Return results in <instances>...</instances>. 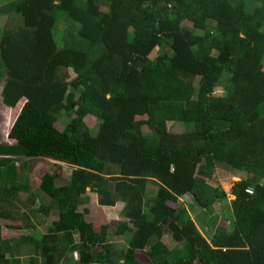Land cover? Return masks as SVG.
<instances>
[{
	"label": "trees",
	"instance_id": "16d2710c",
	"mask_svg": "<svg viewBox=\"0 0 264 264\" xmlns=\"http://www.w3.org/2000/svg\"><path fill=\"white\" fill-rule=\"evenodd\" d=\"M263 62L264 0L1 5L0 103L23 101L7 135L12 152L72 171L64 182L43 175L33 195L26 181L17 183L14 162L0 166V219L8 229H34L14 224L6 211L20 193L59 218L39 240L23 237L12 247L0 236V264L18 263L14 252L24 243L41 264L72 253L83 264H141L137 252L148 264H264ZM217 87L230 95L214 97ZM76 108L97 120L95 135L77 116L55 128L59 114ZM137 118L146 119L147 133ZM167 123L188 131L172 134ZM217 169L243 176L231 188L227 227L214 206L228 198L209 184ZM87 190L99 207L123 205L116 228L96 232L87 211H78ZM113 237L126 248L115 249Z\"/></svg>",
	"mask_w": 264,
	"mask_h": 264
},
{
	"label": "rangeland",
	"instance_id": "374dc122",
	"mask_svg": "<svg viewBox=\"0 0 264 264\" xmlns=\"http://www.w3.org/2000/svg\"><path fill=\"white\" fill-rule=\"evenodd\" d=\"M13 0H0V6L8 3ZM238 1V0H235ZM246 6L252 4V0H243ZM188 26V25H186ZM57 37V43L60 46L62 44L61 37L65 34V24L59 21L54 30ZM157 50V49H156ZM156 50L150 55V59H154L156 56ZM264 63V62H263ZM264 71V64H263ZM231 93V90L223 89L222 87H217L214 92V97H227ZM23 101L21 100L16 107L7 108L0 103V166H5L10 162H14L16 170V181L17 183H22L26 181L29 186L31 193L34 195L37 193L40 179L43 175H55L60 180V182L66 181L69 178L72 168L49 160H27L19 158L14 155L11 147L14 145V141L8 138V132L18 115V112L22 106ZM80 117L86 127L89 129L91 135H95L98 122L91 115L87 114L84 109L76 108L71 114L65 115L64 113L59 114L58 121L56 122L55 128L58 131H62L64 127L70 122L74 117ZM137 121L140 122L141 129L143 132L147 133L146 128V119L137 118ZM167 129L172 134H181L187 132L188 129L185 126L173 123H167ZM241 174H233L225 170L217 169L214 173L213 178L209 182L212 186H220L222 191L227 196V202L216 204L214 206V212L218 214L219 225L222 227H227L230 221L229 215V202L233 200V197L230 195L231 188L235 183H238L242 179ZM155 189L152 187L149 188L148 193L153 194ZM20 200L12 201L13 207H7L6 211L8 215L14 220H16V225H21L29 221L33 226L32 229H26L24 231L10 230L7 227L10 225L9 220L0 219V236L1 239L10 243V246L14 247V243L19 242L20 238L32 237L39 240L44 236L48 229L54 226L55 223L59 221L57 213L54 211L49 212L46 216L43 213L39 212L37 209L39 203L30 204L32 198L30 195L25 198L23 193L19 194ZM34 199V198H33ZM41 199H43L41 197ZM45 200V204H47ZM184 202L181 200L177 204L168 203V206L171 208H177L179 205H182ZM123 205L118 203L114 208H102L97 205V198L94 194L90 193L89 190L86 191V203L82 205L78 211L84 212L87 211L85 219L87 222L91 223L93 229L98 232L101 226H108L111 230L117 227L118 222L123 219L122 216ZM110 230V231H111ZM80 238H83L82 235L74 233L73 241L74 243H79ZM164 244L167 248L173 252H178L177 246L172 244L168 238H163ZM110 243L113 244L114 248L121 250L126 248V242L121 237H113L110 239ZM30 246L29 244H22L18 248L17 252H14V257L18 262L16 264H41L40 260H36L29 253ZM135 259L141 264H148L149 261L144 253L137 252L135 254ZM60 264H83L82 257L79 253H72L65 256Z\"/></svg>",
	"mask_w": 264,
	"mask_h": 264
}]
</instances>
